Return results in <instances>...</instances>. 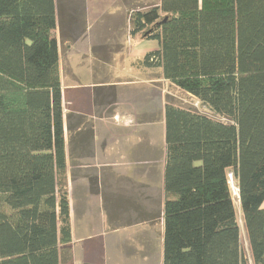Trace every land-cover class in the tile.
I'll list each match as a JSON object with an SVG mask.
<instances>
[{
	"label": "trees",
	"instance_id": "1",
	"mask_svg": "<svg viewBox=\"0 0 264 264\" xmlns=\"http://www.w3.org/2000/svg\"><path fill=\"white\" fill-rule=\"evenodd\" d=\"M131 23L160 43L140 65L227 120L166 104L163 264H249L232 179L264 264V0H161ZM57 28L55 0H0V264H61L72 241Z\"/></svg>",
	"mask_w": 264,
	"mask_h": 264
},
{
	"label": "crops",
	"instance_id": "2",
	"mask_svg": "<svg viewBox=\"0 0 264 264\" xmlns=\"http://www.w3.org/2000/svg\"><path fill=\"white\" fill-rule=\"evenodd\" d=\"M55 1L72 230L61 264H163L167 102L156 84L170 82L140 65L159 41L131 35L132 13L161 0Z\"/></svg>",
	"mask_w": 264,
	"mask_h": 264
},
{
	"label": "rangeland",
	"instance_id": "3",
	"mask_svg": "<svg viewBox=\"0 0 264 264\" xmlns=\"http://www.w3.org/2000/svg\"><path fill=\"white\" fill-rule=\"evenodd\" d=\"M158 76L159 74L158 72H156V77ZM156 87L161 88L164 92L166 91L164 95H165L167 103L169 102L173 105H176L182 108L193 109L199 112L200 114L207 115L219 121L227 122L226 119H223L213 114L206 107H204L197 99L191 97L190 95L178 89L174 85H171V83L170 84L169 83H159V84H156ZM161 122H162L161 117L160 116L156 117L157 131H159L158 129L160 127ZM157 139H160V137H158ZM85 171L89 173L91 170L88 168ZM71 172H72V175H74L75 177H81L83 175V169L80 167L71 169ZM230 185H231L232 195H233V199H234V203L236 207L239 224L241 227V237H242L244 256L246 260L248 261V263L252 264V255H251V250L249 247V240H248V235H247V231H246V227L244 223V218H243V214H242L241 207H240L239 192L237 189V184L232 179L230 182Z\"/></svg>",
	"mask_w": 264,
	"mask_h": 264
},
{
	"label": "built area",
	"instance_id": "4",
	"mask_svg": "<svg viewBox=\"0 0 264 264\" xmlns=\"http://www.w3.org/2000/svg\"><path fill=\"white\" fill-rule=\"evenodd\" d=\"M230 179H232V176L230 175Z\"/></svg>",
	"mask_w": 264,
	"mask_h": 264
}]
</instances>
